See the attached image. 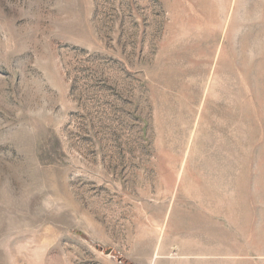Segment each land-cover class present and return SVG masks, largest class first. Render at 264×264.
Returning a JSON list of instances; mask_svg holds the SVG:
<instances>
[{"label":"rangeland","instance_id":"374dc122","mask_svg":"<svg viewBox=\"0 0 264 264\" xmlns=\"http://www.w3.org/2000/svg\"><path fill=\"white\" fill-rule=\"evenodd\" d=\"M0 264H264V0H0Z\"/></svg>","mask_w":264,"mask_h":264}]
</instances>
